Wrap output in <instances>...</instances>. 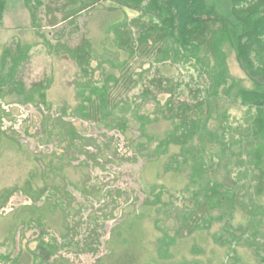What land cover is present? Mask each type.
<instances>
[{
	"label": "rangeland",
	"instance_id": "rangeland-1",
	"mask_svg": "<svg viewBox=\"0 0 264 264\" xmlns=\"http://www.w3.org/2000/svg\"><path fill=\"white\" fill-rule=\"evenodd\" d=\"M4 1L0 56L6 47L28 48L29 59L15 80L25 91L35 92L34 100L24 103L8 94L6 85L0 92V264H38L37 246L46 242L55 247L52 259L60 257L62 264H254L253 252L235 240L233 258L227 245H220L232 234L240 236V244L249 236L238 227L243 222L238 205L231 219L225 204L210 212L213 218L206 229L175 237L171 260L158 261L155 253L161 238L156 225L174 237L184 213L201 207L196 206L201 198L194 195L198 184L189 180L190 157L185 155L188 162L177 173L165 166L172 156L182 161L179 148L169 146L162 152L159 147L177 123L162 119L165 103L175 112L180 104L194 106L207 97L209 82L200 63L157 61L160 55L151 41L137 42L149 27L148 18L113 3L100 1L72 16L71 11L90 0H34L32 12L23 0ZM119 36L129 41L127 47L118 46ZM85 42L91 46L89 81L97 88L108 81L110 114L105 119L74 114L82 81L66 50ZM221 50L236 87L251 88L233 51L226 44ZM8 66L0 65V72H7ZM207 102L202 141L191 144L203 148L199 156L206 173L200 185L205 178L248 185L252 175L241 174L251 168L245 151L234 144L232 155L221 152L218 140L243 141L255 110L241 106L234 93L225 94L222 87ZM122 121L124 132L114 126ZM141 122L147 123L145 135L139 131ZM242 191L251 192L252 187ZM156 193L160 203L154 201ZM214 235L222 237L215 241ZM194 244L202 253L191 252Z\"/></svg>",
	"mask_w": 264,
	"mask_h": 264
},
{
	"label": "trees",
	"instance_id": "trees-1",
	"mask_svg": "<svg viewBox=\"0 0 264 264\" xmlns=\"http://www.w3.org/2000/svg\"><path fill=\"white\" fill-rule=\"evenodd\" d=\"M31 1L34 0H23L24 6L30 12L35 7L31 5ZM100 1L133 10L148 18L149 27L147 26L148 28L139 34L138 44L142 45L151 41L153 48L156 47V55H160L157 61L168 59L171 62H177L195 59L202 66L209 82L204 88L208 97L204 101H198L194 106L188 104H182L181 106L180 104L175 112L171 108L168 109L167 101L164 107L165 110L161 112L162 119L165 121L175 119L177 123L173 131L159 142V147L163 148L162 152L169 146L177 147L180 151L179 156L182 158V161H179L177 156H172L165 167H168V169L173 167V171L180 173L179 167L185 166L188 162L185 155L190 157L193 164L191 165L189 180L191 184H198L199 190L194 191V195L195 198H201L202 205L201 200L200 202L196 200L199 202L196 206H201L199 210L195 208L191 212L184 213L181 225L175 231L174 237L169 236L166 230L160 229L156 225L157 219L154 220L157 229L161 232V238L156 240L155 245L158 261L172 259L171 249L176 242L175 237H180L182 233L189 236L195 231L202 230V228L206 229L213 218L210 212L227 204L228 219L233 217L234 210H236L235 205H238L243 219L238 227L242 231L248 230L249 236L240 244V236L232 234L230 240L220 245H227V250L233 258L236 256V249L232 246V242L235 240L237 245L253 252V256L257 258L254 264H264V241L261 240L264 232V229L261 228L264 223V0H90L89 3H84L79 8L71 11V15L85 11ZM37 5H40V3L37 2ZM4 9L5 1L0 0V24ZM67 17L68 15L65 18ZM117 43L120 47H127L129 41L119 36ZM224 44L233 51L240 68L252 84L251 88L240 86L237 88L228 75L225 55L221 50ZM66 52L77 66L80 81H82V92L78 94L80 104L74 110V114L87 120H92L96 115H99L102 119L107 118L110 114L108 81L100 88L93 86L89 81L91 58L89 42L82 43L71 50L67 49ZM28 59V48L25 47L24 49L19 44L13 48L6 47L0 56L2 67L5 62L9 63L7 72L4 74L0 72V92H2L3 86L6 85L9 87L8 94H16L18 96L17 101L23 103L33 101V92L35 91L31 88L25 91L23 84L15 80V76L18 68L21 65L23 66ZM210 59L212 60L211 63ZM112 81L113 84L118 82L116 79H112ZM220 87H222V92L225 94L234 93V97L241 106L255 110L251 125L245 130L243 141L228 140V143H226L224 139L218 140L221 152L227 150L232 155L230 148L234 144H239L238 149L245 151L251 168H249L250 171L245 170V173L238 172L244 175H252L250 182H247L248 185L241 186L240 182L237 183L233 180H229V185L220 184L209 178H205L204 183L200 185V180L204 176L203 174L206 173L204 161L199 156L203 148L198 150L191 144L195 140L202 141L200 137H202L206 128L205 105L210 97L217 96ZM38 97L41 101L44 100L42 93H38ZM192 107L198 108L197 113L192 111ZM168 112L170 115H168ZM145 120L150 123L148 118H145ZM146 122H141L139 125L141 135H145ZM114 126L121 132L126 129L125 121ZM73 134L75 133L71 130V143H73ZM211 136L213 137V135ZM214 138L217 140L216 135ZM242 143L243 146H241ZM217 156L219 157V155ZM219 158L221 159V157ZM248 186L252 187L251 192L242 191ZM154 201L160 203V193L154 194ZM164 205L162 204L163 207ZM59 206L62 210L64 209V205ZM206 223L207 226L205 227ZM117 237L120 240V234ZM221 237L213 236L215 241H218ZM258 238L259 242L257 241ZM122 242H125V240L122 239ZM54 249L55 247L51 243H40L37 246L36 255L38 264L65 263V260L60 257L52 259ZM202 249L194 244L191 252L194 254L202 253ZM160 264L166 263L162 261ZM179 264H200V262L197 260L191 262L184 260ZM227 264H234V261L227 262Z\"/></svg>",
	"mask_w": 264,
	"mask_h": 264
}]
</instances>
